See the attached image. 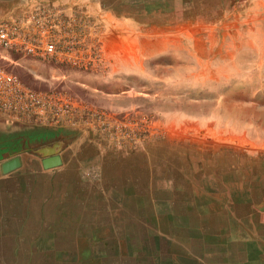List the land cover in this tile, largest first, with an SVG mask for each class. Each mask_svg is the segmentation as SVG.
I'll use <instances>...</instances> for the list:
<instances>
[{"label":"rangeland","instance_id":"obj_1","mask_svg":"<svg viewBox=\"0 0 264 264\" xmlns=\"http://www.w3.org/2000/svg\"><path fill=\"white\" fill-rule=\"evenodd\" d=\"M35 2L57 24V40L77 41V59L9 50L0 64L68 101L74 123L35 128L0 118V157L54 144L122 155L149 149L154 167L183 157L192 164L245 151L257 156L264 142V0Z\"/></svg>","mask_w":264,"mask_h":264},{"label":"crops","instance_id":"obj_2","mask_svg":"<svg viewBox=\"0 0 264 264\" xmlns=\"http://www.w3.org/2000/svg\"><path fill=\"white\" fill-rule=\"evenodd\" d=\"M35 6L0 0V16ZM257 146V156L160 167L149 149L54 144L9 172L3 165L17 157L4 155L0 264H264V142ZM55 155L62 164L46 169Z\"/></svg>","mask_w":264,"mask_h":264},{"label":"built area","instance_id":"obj_3","mask_svg":"<svg viewBox=\"0 0 264 264\" xmlns=\"http://www.w3.org/2000/svg\"><path fill=\"white\" fill-rule=\"evenodd\" d=\"M51 16L32 7L0 16V55L15 50L31 57L76 60L77 41L57 40ZM74 112L68 101L26 84L0 64V118L23 126L49 128L71 125Z\"/></svg>","mask_w":264,"mask_h":264},{"label":"water","instance_id":"obj_4","mask_svg":"<svg viewBox=\"0 0 264 264\" xmlns=\"http://www.w3.org/2000/svg\"><path fill=\"white\" fill-rule=\"evenodd\" d=\"M62 164L61 157L59 155H55L52 157H48L43 159V165L46 169L56 168ZM20 165L19 158H15L3 165V169L5 172H9L11 170H14Z\"/></svg>","mask_w":264,"mask_h":264}]
</instances>
